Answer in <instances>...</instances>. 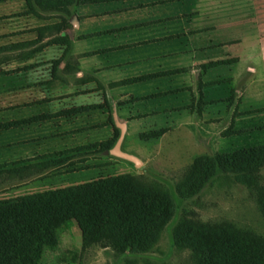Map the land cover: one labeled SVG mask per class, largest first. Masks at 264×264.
<instances>
[{"label": "crops", "instance_id": "1", "mask_svg": "<svg viewBox=\"0 0 264 264\" xmlns=\"http://www.w3.org/2000/svg\"><path fill=\"white\" fill-rule=\"evenodd\" d=\"M179 1L74 5L70 14L0 2V199L97 179L108 161L122 166L111 152L117 140L131 153L130 130L157 111L205 121L209 146L208 136L264 135V3L198 0L188 25ZM219 82L227 97H208L205 87ZM219 101L232 107L228 117L203 120ZM168 129L137 136L157 141ZM114 130L116 142L102 150ZM155 130L163 133L140 138ZM260 139L211 154L264 147ZM263 167L264 157L259 186Z\"/></svg>", "mask_w": 264, "mask_h": 264}, {"label": "trees", "instance_id": "2", "mask_svg": "<svg viewBox=\"0 0 264 264\" xmlns=\"http://www.w3.org/2000/svg\"><path fill=\"white\" fill-rule=\"evenodd\" d=\"M24 1L30 10L70 14L74 5L128 0ZM162 133L148 131L140 138H157ZM118 136L119 131L114 130L101 149H109ZM263 157L264 147L198 155L176 189L182 197H191L217 175L232 173L237 181L252 187L264 216V186H259L254 176ZM172 213L167 191L147 186L129 174L2 199L0 264H40L44 251L57 245L60 230L74 224L84 245L107 240L120 254L146 252ZM175 244L191 248L197 264H264V238L230 221L197 226L181 222L175 229Z\"/></svg>", "mask_w": 264, "mask_h": 264}, {"label": "rangeland", "instance_id": "3", "mask_svg": "<svg viewBox=\"0 0 264 264\" xmlns=\"http://www.w3.org/2000/svg\"><path fill=\"white\" fill-rule=\"evenodd\" d=\"M260 1L264 3V0ZM224 3L227 4L226 0ZM177 4L182 11H187L188 25L196 21L190 15L198 12V0H184ZM205 92L212 99L224 98L228 94V83L219 82L213 88L205 87ZM227 105L228 101L217 102L216 106L213 105V108H208L202 114V119L218 115L221 117L220 122L223 121L232 109ZM199 120L197 116L182 111H157L156 115L136 122L134 129L127 135L123 148L137 156L140 163L135 165L131 161H123L120 166L117 162L108 161L106 170L99 177L129 174L147 186H155L170 194L172 216L151 249L142 253L120 254L107 240L102 239L84 245L80 229L74 224L60 230L57 245L44 251L40 264H197L191 248L175 244V229L181 222H191L197 226L198 223L230 221L237 226L250 228L256 235L264 238V216L258 207L255 192L246 183L237 181L232 173L217 175L191 197H182L177 191V183L184 178L198 155L246 147L261 142L260 137H264L263 134L252 137L234 136L217 142L208 136L211 141L209 146L208 141L200 137L209 135L210 131L206 130L205 121ZM149 127L169 129L157 141H140L137 132ZM261 176L264 180V167Z\"/></svg>", "mask_w": 264, "mask_h": 264}, {"label": "water", "instance_id": "4", "mask_svg": "<svg viewBox=\"0 0 264 264\" xmlns=\"http://www.w3.org/2000/svg\"><path fill=\"white\" fill-rule=\"evenodd\" d=\"M120 141H121V137L117 140L116 145L111 150L112 154H115L124 160L131 161L135 165H138L140 163V160L137 156H135L134 154L123 152V151L119 150ZM106 153H109V151H107Z\"/></svg>", "mask_w": 264, "mask_h": 264}]
</instances>
